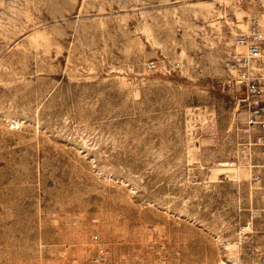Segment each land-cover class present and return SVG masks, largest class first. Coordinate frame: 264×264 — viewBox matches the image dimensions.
<instances>
[{
    "label": "rangeland",
    "instance_id": "374dc122",
    "mask_svg": "<svg viewBox=\"0 0 264 264\" xmlns=\"http://www.w3.org/2000/svg\"><path fill=\"white\" fill-rule=\"evenodd\" d=\"M248 1L0 0V264H264Z\"/></svg>",
    "mask_w": 264,
    "mask_h": 264
},
{
    "label": "built area",
    "instance_id": "2783aa9c",
    "mask_svg": "<svg viewBox=\"0 0 264 264\" xmlns=\"http://www.w3.org/2000/svg\"><path fill=\"white\" fill-rule=\"evenodd\" d=\"M226 69L227 85L235 90L236 103L245 109L248 124L264 128V9L248 17L246 28L234 36ZM254 178L261 180L260 175Z\"/></svg>",
    "mask_w": 264,
    "mask_h": 264
},
{
    "label": "bare ground",
    "instance_id": "6f19581e",
    "mask_svg": "<svg viewBox=\"0 0 264 264\" xmlns=\"http://www.w3.org/2000/svg\"><path fill=\"white\" fill-rule=\"evenodd\" d=\"M208 5H209V4H208ZM210 7H211V6H210ZM241 26H243V24H241ZM220 165H221V164H220ZM220 165H219V166H220ZM226 165H227V164H226ZM224 264H225V263H224Z\"/></svg>",
    "mask_w": 264,
    "mask_h": 264
}]
</instances>
